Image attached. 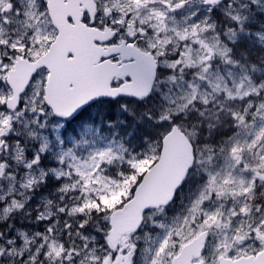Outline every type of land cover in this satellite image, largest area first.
I'll use <instances>...</instances> for the list:
<instances>
[{
  "label": "snow or ice",
  "instance_id": "obj_1",
  "mask_svg": "<svg viewBox=\"0 0 264 264\" xmlns=\"http://www.w3.org/2000/svg\"><path fill=\"white\" fill-rule=\"evenodd\" d=\"M0 264H264V0H0Z\"/></svg>",
  "mask_w": 264,
  "mask_h": 264
}]
</instances>
